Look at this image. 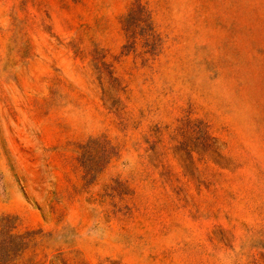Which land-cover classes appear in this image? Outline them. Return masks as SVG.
<instances>
[{"label":"rangeland","instance_id":"obj_1","mask_svg":"<svg viewBox=\"0 0 264 264\" xmlns=\"http://www.w3.org/2000/svg\"><path fill=\"white\" fill-rule=\"evenodd\" d=\"M0 264H264V0H0Z\"/></svg>","mask_w":264,"mask_h":264}]
</instances>
